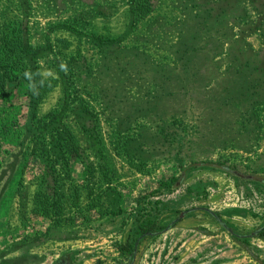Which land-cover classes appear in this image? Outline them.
Masks as SVG:
<instances>
[{
    "label": "rangeland",
    "instance_id": "rangeland-1",
    "mask_svg": "<svg viewBox=\"0 0 264 264\" xmlns=\"http://www.w3.org/2000/svg\"><path fill=\"white\" fill-rule=\"evenodd\" d=\"M134 4L152 10L130 27ZM261 5L264 0H0V25L19 21L33 55L29 65L48 83L27 114L26 104L20 108L24 90L15 93L11 117L18 126L0 140V264L60 258L125 264L119 246L132 234L138 209L150 210L157 200L155 213L160 207L173 216L194 206L221 211L236 202L240 207L226 212L235 215L229 223L247 231L261 224ZM235 41L242 50H231ZM181 48H188L185 59ZM127 62L135 63L130 70ZM63 130L71 144L59 137ZM204 162L254 181L232 178L239 191L228 193L225 176L196 168ZM52 174L60 196L50 216H37L35 195ZM207 180L219 189L205 201L195 184ZM170 182L174 193L150 197L173 191L165 186ZM210 224L197 213L164 238H146L134 264H157L158 245L171 254L181 248L183 264L204 263L200 247L206 242L192 226Z\"/></svg>",
    "mask_w": 264,
    "mask_h": 264
},
{
    "label": "flooded vegetation",
    "instance_id": "flooded-vegetation-1",
    "mask_svg": "<svg viewBox=\"0 0 264 264\" xmlns=\"http://www.w3.org/2000/svg\"><path fill=\"white\" fill-rule=\"evenodd\" d=\"M196 168L201 173L204 172L210 175L212 174V176L213 174L215 176H218L219 174L225 176L229 180V184L226 186V188H229V190H227L228 193H232V191L233 193H237V191H239L237 190L235 184H233L234 182L232 178H234V181H237V178L242 184L254 181L252 176L233 172L231 168L215 162L200 163L196 165ZM182 180L183 177L178 178L177 182L179 184L177 183V185H180ZM175 185V182H170L165 185L167 187L169 186L170 190H173L170 193H163V195L160 196L159 194L162 193L158 191L150 197L160 199V197L170 195L176 191ZM197 185L202 187L203 190L202 192L200 191L201 193L199 197L205 199V201L211 199L219 189V185L210 180L205 181L203 184L198 182V184H195V187H197ZM155 203L160 206V202L157 200L153 203L150 210L145 211L143 208L138 209V214L134 219L136 224L132 234L130 233V235H128L124 242L119 246V254L125 260V264L135 263L138 249L146 238H164V236L169 232L174 231V229H176L181 222L197 213L204 214L206 219L214 222L216 226L215 227L212 224L208 226H192V230L195 235L198 234V238L205 239L204 241L206 242L202 247H200L204 250V263L199 264H246L247 262L250 264H264V219L261 224H259L254 230L250 231L244 230L245 228H237L235 225L233 226L229 223V220L235 217V215L228 216L226 215V212H230L240 207L236 202L231 204L224 203V208L221 211H214L210 208L194 206L179 212L176 216L165 215L164 211H162L160 207L158 211H161V214H156L153 209ZM139 206H141V204ZM230 206L232 208L228 210L227 207ZM260 207L262 206L260 205ZM251 217L260 219L261 215ZM162 218H167V223L163 226H161ZM192 243H195V241ZM175 244H177V240L173 245ZM178 248L179 247H177L171 254L172 250H169V252L166 253L164 252L165 250L163 251V248L159 249L158 245L159 255L157 254L156 258L158 262L157 264H183V255L180 254L181 248ZM177 256H179V260L177 259ZM196 262L197 261H195L194 264H197ZM54 264L69 263L67 258H60Z\"/></svg>",
    "mask_w": 264,
    "mask_h": 264
},
{
    "label": "trees",
    "instance_id": "trees-1",
    "mask_svg": "<svg viewBox=\"0 0 264 264\" xmlns=\"http://www.w3.org/2000/svg\"><path fill=\"white\" fill-rule=\"evenodd\" d=\"M190 1L193 2L195 0ZM131 9L132 17L129 24L130 27H135L138 20L140 21L143 19V17L152 10L150 9V6L139 7L136 4L131 6ZM140 9H143L144 13L140 12ZM133 12L136 15H133ZM260 12H264V5L260 6ZM219 25L226 32L230 30L229 24ZM20 27L21 24L16 20H11L0 25V102L7 103V106L0 108V140L6 133L14 134V129H17L18 126L17 124H14V117H11L12 110L14 109L11 102L15 99V93H19V89L24 90L22 93L25 96V100H23L24 102L20 105V108L22 109V106L26 104L25 110L27 114V111L29 113V109L42 99V93L48 87V83L44 81L43 78L37 74L36 70L29 65L31 59H33V55L28 46L26 32ZM159 27L164 29L165 26L163 24L162 26L159 25ZM218 43L219 50L217 55L222 53V51H220V49H222V47H220L221 43ZM233 44L232 51L235 52L242 50L243 44L237 45V41ZM194 50L197 51L198 49L195 48L193 51ZM177 51L180 53V56L185 59L188 48L183 50L181 48ZM257 51L262 52V54L264 53V43ZM134 64L135 63L127 62L125 65L128 66L130 70L131 66ZM144 64H146V61H144ZM248 89L241 92L243 93V97H247L246 93H249ZM68 97L71 98V95ZM246 113H248V111ZM13 124L14 127L12 128L11 125ZM58 135L65 143L71 144V136H69L64 130L63 132H58ZM3 149L4 147L0 142V151ZM51 169L54 171L53 168ZM42 182L45 183V189L35 195L33 213L37 216L46 217L50 216L53 212L54 203H57L58 200L56 199L60 196V189L57 187V177H53V174L50 175L49 178L46 177L42 179Z\"/></svg>",
    "mask_w": 264,
    "mask_h": 264
}]
</instances>
